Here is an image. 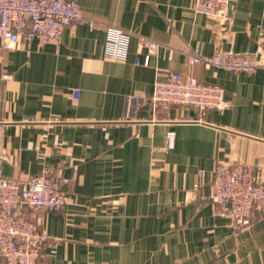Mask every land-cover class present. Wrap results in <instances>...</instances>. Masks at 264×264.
Returning <instances> with one entry per match:
<instances>
[{"label":"crops","instance_id":"1","mask_svg":"<svg viewBox=\"0 0 264 264\" xmlns=\"http://www.w3.org/2000/svg\"><path fill=\"white\" fill-rule=\"evenodd\" d=\"M78 1L84 18L61 41L0 44L4 175L67 179L64 208L24 209L49 234L37 264H264V211L241 225L210 198L218 163L264 167V67L192 60L264 47V0H231L222 16L194 0ZM109 26L132 34L126 59L105 55ZM139 36L160 44L150 65ZM170 71L222 86L229 106H155Z\"/></svg>","mask_w":264,"mask_h":264},{"label":"built area","instance_id":"2","mask_svg":"<svg viewBox=\"0 0 264 264\" xmlns=\"http://www.w3.org/2000/svg\"><path fill=\"white\" fill-rule=\"evenodd\" d=\"M230 4L231 0H194L193 8L196 13L222 16ZM83 18L84 11L78 0H0V44L2 48H13L21 39L37 40L40 46L59 42L65 28ZM131 36L122 28L109 26L105 55L126 59ZM139 42L148 53L143 62L137 63L150 65L151 56L158 52L160 44L145 36H139ZM192 60L203 62L207 67L253 72L264 67V47L245 52L231 48ZM78 95L76 89L75 96ZM152 102L155 106L190 104L200 110H223L229 106L222 86L201 82L180 71L156 77ZM174 144L175 134L171 132L168 147ZM9 159V152L0 148V264H37L49 234L44 226L30 220L24 209L58 211L64 208L67 197L62 184L67 179L55 178L48 170L27 180L6 177L3 168ZM263 173L264 167L260 164L218 163L210 194L215 210L241 225L250 224L255 210L264 211Z\"/></svg>","mask_w":264,"mask_h":264},{"label":"water","instance_id":"3","mask_svg":"<svg viewBox=\"0 0 264 264\" xmlns=\"http://www.w3.org/2000/svg\"><path fill=\"white\" fill-rule=\"evenodd\" d=\"M152 102V101H151ZM152 104H153V102H152Z\"/></svg>","mask_w":264,"mask_h":264}]
</instances>
